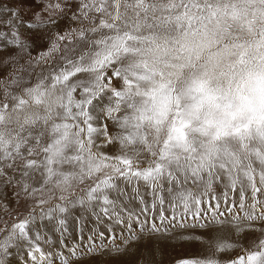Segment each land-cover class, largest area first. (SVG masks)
I'll return each instance as SVG.
<instances>
[{"label": "snow or ice", "instance_id": "6c2138e0", "mask_svg": "<svg viewBox=\"0 0 264 264\" xmlns=\"http://www.w3.org/2000/svg\"><path fill=\"white\" fill-rule=\"evenodd\" d=\"M0 68V264H264V0H0Z\"/></svg>", "mask_w": 264, "mask_h": 264}, {"label": "rangeland", "instance_id": "374dc122", "mask_svg": "<svg viewBox=\"0 0 264 264\" xmlns=\"http://www.w3.org/2000/svg\"><path fill=\"white\" fill-rule=\"evenodd\" d=\"M14 2L22 3L23 6L25 8H27V7L32 6L33 0H14ZM76 2H77V0H73V3H76ZM70 25H71V21L67 17L60 22L61 28L65 27V26H70ZM37 43L38 44H44L45 40L44 39H38ZM4 74H5V70L3 68H0V75H4ZM0 197L7 200L12 207H17V199H16V196L13 194V189L11 186L0 189ZM23 202H24L23 199H21L20 204H23Z\"/></svg>", "mask_w": 264, "mask_h": 264}]
</instances>
